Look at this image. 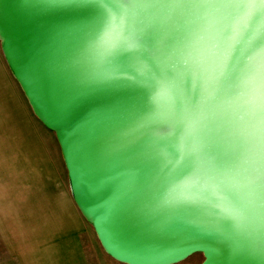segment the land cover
I'll list each match as a JSON object with an SVG mask.
<instances>
[{
    "label": "water",
    "instance_id": "95a60500",
    "mask_svg": "<svg viewBox=\"0 0 264 264\" xmlns=\"http://www.w3.org/2000/svg\"><path fill=\"white\" fill-rule=\"evenodd\" d=\"M4 57L124 264H264V0H0Z\"/></svg>",
    "mask_w": 264,
    "mask_h": 264
},
{
    "label": "crops",
    "instance_id": "0c3cea01",
    "mask_svg": "<svg viewBox=\"0 0 264 264\" xmlns=\"http://www.w3.org/2000/svg\"><path fill=\"white\" fill-rule=\"evenodd\" d=\"M87 230L53 135L31 111L0 48V236L5 249L15 264H90L82 241Z\"/></svg>",
    "mask_w": 264,
    "mask_h": 264
},
{
    "label": "rangeland",
    "instance_id": "374dc122",
    "mask_svg": "<svg viewBox=\"0 0 264 264\" xmlns=\"http://www.w3.org/2000/svg\"><path fill=\"white\" fill-rule=\"evenodd\" d=\"M0 48L2 50L1 42H0ZM2 53H3V51H2ZM21 90H22V88H21ZM22 92H23V90H22ZM23 94H24V97L27 101L28 106L30 107L33 114L35 115V113H34V111H33V109H32V107H31V105H30V103H29L24 92H23ZM47 131H50V133L53 135V138L55 140V145H56V147L60 153L61 159H62L63 174L65 175V180H66L67 186L69 187L68 170H67V167H66V164L64 161V157H63V154L61 151V147L59 145V142L57 140L55 133L53 131H51L48 127H47ZM82 216H83V214H82ZM83 218L88 225V230L85 234H83L82 241H83V244L85 246V249L87 250V255H88V259H89L90 264H124V263L117 261L115 258L110 256L105 251V249L103 248L93 226L91 225V223H89V221L84 216H83ZM4 245L5 244L3 243V240L1 239V236H0V264H15V261H13L11 259V257L8 255V252L5 249ZM203 261H204L203 254L197 253V254L192 255L191 257H189L185 261L180 262L178 264H202Z\"/></svg>",
    "mask_w": 264,
    "mask_h": 264
}]
</instances>
